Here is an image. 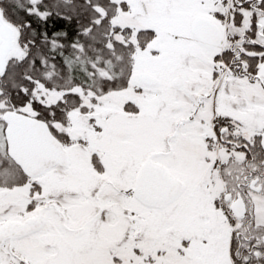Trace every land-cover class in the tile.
Listing matches in <instances>:
<instances>
[{
	"label": "snow or ice",
	"instance_id": "6c2138e0",
	"mask_svg": "<svg viewBox=\"0 0 264 264\" xmlns=\"http://www.w3.org/2000/svg\"><path fill=\"white\" fill-rule=\"evenodd\" d=\"M0 264H264V0H0Z\"/></svg>",
	"mask_w": 264,
	"mask_h": 264
}]
</instances>
